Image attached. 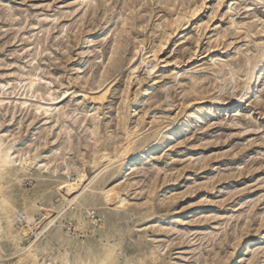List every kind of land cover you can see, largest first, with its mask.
Listing matches in <instances>:
<instances>
[{
    "label": "rangeland",
    "instance_id": "rangeland-1",
    "mask_svg": "<svg viewBox=\"0 0 264 264\" xmlns=\"http://www.w3.org/2000/svg\"><path fill=\"white\" fill-rule=\"evenodd\" d=\"M161 43L156 74L141 67L130 76L136 49L148 55ZM262 46L264 0H0V135L28 152L26 171L12 172L14 194L28 190L60 209L56 186L78 171L112 194L89 207L91 216L83 212L85 227L57 210L49 220L34 213L36 232L55 220L53 229L77 241L119 234V264H264V84L242 112L215 107L207 124L193 120L181 140L124 178L119 165L97 177L106 159L88 163L124 144L126 128L150 136L194 99L237 102ZM107 71L119 78L101 105L93 97ZM49 94L69 118L34 114L30 105ZM37 239L31 232L14 248L0 237V264H17Z\"/></svg>",
    "mask_w": 264,
    "mask_h": 264
},
{
    "label": "bare ground",
    "instance_id": "bare-ground-1",
    "mask_svg": "<svg viewBox=\"0 0 264 264\" xmlns=\"http://www.w3.org/2000/svg\"><path fill=\"white\" fill-rule=\"evenodd\" d=\"M196 12H198V9L194 10L193 15ZM103 30L106 34L105 29ZM165 49L166 44L161 43L157 49L147 55V53H144V49L137 48L130 61L132 65L128 68L131 70L130 76H133L141 67H144L146 73L150 76L156 74L160 66V60H157V58ZM81 62L80 67L85 65L84 61ZM165 64L164 66H166ZM244 66H247V64L245 63ZM107 72H104L106 77L103 76L101 78L102 81L98 85V88H96L97 93L93 97V101L101 105L107 100L110 89H106L111 85H115L119 78V75L114 77L112 75L113 73L110 71ZM38 80L40 81L37 77L31 79V89H33ZM243 80V92L237 102H233V99H225L221 95L210 100H206V98L194 99L186 105L187 108L185 111L181 110L176 116L170 117L167 125L161 129H156L150 136H146L139 131L131 132L128 128L124 127L126 128L124 144H121L120 147L118 146L119 148L114 150L113 155L106 151L101 159L93 157L88 163L90 165L100 166V162L106 159V165L102 166L104 168L99 175L97 174V177L99 178L101 176L99 179L107 178L105 176L106 169L110 166L119 165L118 168L116 167V175L117 177L122 176L124 178L128 176L132 168L138 167L151 157L165 152L173 141L181 140L183 134L190 131L193 120H197L196 122L198 123L207 124L213 113L212 109L215 107H221L225 112H242L255 96L257 88L262 87L264 84V47L260 56L256 58V62L247 70V74ZM226 83H224L225 86L230 85L229 83L226 85ZM35 92L38 94L41 93L39 89H36ZM220 92H222V89ZM141 95L142 98L147 96L146 92L141 93ZM52 97V94H49V98L41 95L40 98L43 100V103L30 105L34 110V114L44 116L46 121L60 117L61 115L69 118L68 114L64 113V108L58 107L59 102L55 103L58 98ZM49 100L51 104L47 103ZM4 104V101H0V107H3ZM17 105H20L23 109V107L27 106V103H17ZM198 106L201 107L199 108ZM170 125H173V127ZM151 139L156 141L154 146L149 143ZM9 143L10 141L7 135H0V237H6L8 243L13 245L14 248H20L21 243L29 239L31 232H34L38 238L22 250L19 254L17 264H119L120 251L125 246L119 234L115 235V233L110 234L103 231L102 238L99 240L82 242L77 241L76 236L69 235L66 238L61 231L53 229L56 225L55 220L48 221L49 223H46L44 228H42L43 232L37 233L36 231L39 230L37 228L40 223H37L34 218V213H38L42 217L41 220H49L51 213L57 210L58 217L68 215L78 222V227H85L88 223L85 220V214L83 212L86 211V214L91 216L92 210L89 207L105 206L107 203L105 201H111V196L109 195L112 194H103L99 186H93L95 181H92L85 171H78L76 179L72 181L65 179L56 186V192L61 194L65 204L60 209L56 207L55 202H51L48 205L37 203L38 199H31L28 190H23L15 195L12 190L14 188L10 185L13 182L11 179L12 172L26 171L23 163L26 162L25 157L28 152H25L21 148H14ZM49 163L48 161L43 164L41 167L42 171H48L50 168ZM56 164L55 161V166ZM102 167L99 168L98 172H100ZM66 175L69 176V173H66ZM87 182L88 185H86ZM43 192H46V190ZM21 202L23 203L22 208L20 207ZM21 216L24 217L21 219ZM23 220L26 221L27 226L23 225L22 227H18V222L25 223H23ZM89 224H93V221L89 222ZM103 225H105V222ZM103 225L101 226V231L104 230ZM46 235L48 237L40 243L41 238L43 236L46 237ZM126 264L135 263L126 260ZM140 264L149 263L146 260H142Z\"/></svg>",
    "mask_w": 264,
    "mask_h": 264
}]
</instances>
